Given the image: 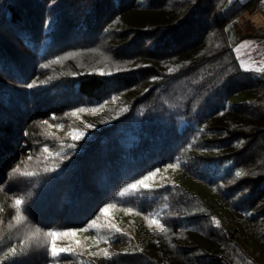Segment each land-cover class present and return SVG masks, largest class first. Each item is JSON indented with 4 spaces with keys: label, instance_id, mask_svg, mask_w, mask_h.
Masks as SVG:
<instances>
[{
    "label": "trees",
    "instance_id": "obj_1",
    "mask_svg": "<svg viewBox=\"0 0 264 264\" xmlns=\"http://www.w3.org/2000/svg\"><path fill=\"white\" fill-rule=\"evenodd\" d=\"M260 1L0 0V264H264Z\"/></svg>",
    "mask_w": 264,
    "mask_h": 264
},
{
    "label": "rangeland",
    "instance_id": "obj_2",
    "mask_svg": "<svg viewBox=\"0 0 264 264\" xmlns=\"http://www.w3.org/2000/svg\"><path fill=\"white\" fill-rule=\"evenodd\" d=\"M245 0H218L220 9L224 11H228L232 8L237 7L241 2ZM81 6V5H77ZM258 7L260 11L264 13V0H261L260 2H257V5H255V8ZM252 8V9H250ZM250 11H254V6L250 7ZM248 9L243 10L241 13H239L236 18L227 26L229 37L231 42L233 43L234 49L238 55V58L243 65V67L246 69H249V71H253L255 74H260L264 72H260L256 69L258 68H264V21L261 23H255L254 21H251L250 16H247ZM249 18V19H248ZM249 23H246V22ZM253 23V24H252ZM249 24V25H248ZM238 28L237 33L236 28ZM247 26V27H245ZM255 32V33H254ZM20 83H14V87L20 88ZM16 114V113H15ZM66 123L65 125H67ZM54 131H57L58 133H61L60 129H55ZM263 135V134H262ZM264 136V135H263ZM63 137V135H62ZM29 157L23 156L21 158V161H25L26 163L29 161ZM32 165L33 160L29 161ZM54 208V207H53ZM59 212L57 207L55 210H53V214L57 215L55 213ZM18 219V217H15ZM19 219H22L19 217ZM15 222L12 223V220L7 222V230L11 233L20 232L22 228H20L18 222L14 220ZM25 230L29 235H37L39 237L43 236L44 231L42 228L35 224L34 221L28 220V225L25 226Z\"/></svg>",
    "mask_w": 264,
    "mask_h": 264
},
{
    "label": "snow or ice",
    "instance_id": "obj_3",
    "mask_svg": "<svg viewBox=\"0 0 264 264\" xmlns=\"http://www.w3.org/2000/svg\"><path fill=\"white\" fill-rule=\"evenodd\" d=\"M49 65H47V64H45V65H43V67H45V68H47ZM246 71H248L249 69H245ZM256 70H258V71H260V72H264V68H258V69H256ZM170 71H171V69H170ZM33 85H29V87H32ZM46 123V122H45ZM83 136V133H80L79 134V136H77V137H74V138H81ZM45 151H47V149H45ZM18 171V170H17ZM26 175H30V174H27L26 173ZM153 175H155L154 173H153ZM241 175H243V173L242 172H237L236 173V176L237 177H239V176H241ZM149 177H145L144 179L145 180H147ZM138 183H143V181H139ZM129 187H131V188H134L135 187V185H131V186H129ZM128 191V189H125L124 191H122L121 193H120V195L121 196H123V195H125V193ZM16 205L17 206H19V205H21L22 203H23V201L22 200H20V199H17L16 200ZM102 211L103 212H107L108 211V208L106 207L105 209H102ZM130 211V210H129ZM153 222H155V221H153ZM47 235L48 236H55L56 235V233H47ZM15 249H11V252L13 253V254H15ZM65 251H68V249H65V248H60V249H57L56 247H55V244L53 243V245H52V247H51V254H52V256L53 257H56V256H58V255H60V253H62V252H65Z\"/></svg>",
    "mask_w": 264,
    "mask_h": 264
},
{
    "label": "crops",
    "instance_id": "obj_4",
    "mask_svg": "<svg viewBox=\"0 0 264 264\" xmlns=\"http://www.w3.org/2000/svg\"><path fill=\"white\" fill-rule=\"evenodd\" d=\"M254 8H255V6H254ZM250 9H252V8H250ZM250 9H248V11H250ZM247 16H250L251 21H254L255 23H257V21H260V23L262 24V22L264 21V13L262 11H260V9L258 7H256L254 9V11H252V12L251 11L250 12H247ZM246 23H249V22L247 21ZM245 27H247V26H245ZM235 28H236V25H235ZM236 31H237V33L241 34L240 32H238L239 31L238 28H236ZM263 33H264V31H263Z\"/></svg>",
    "mask_w": 264,
    "mask_h": 264
},
{
    "label": "bare ground",
    "instance_id": "obj_5",
    "mask_svg": "<svg viewBox=\"0 0 264 264\" xmlns=\"http://www.w3.org/2000/svg\"><path fill=\"white\" fill-rule=\"evenodd\" d=\"M260 19V18H259ZM257 23H260V21H257Z\"/></svg>",
    "mask_w": 264,
    "mask_h": 264
}]
</instances>
